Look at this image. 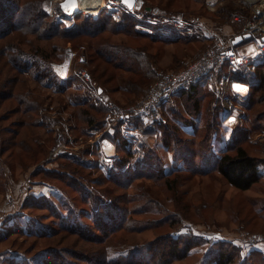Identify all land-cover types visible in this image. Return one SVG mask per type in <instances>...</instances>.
<instances>
[{
	"label": "rangeland",
	"instance_id": "1",
	"mask_svg": "<svg viewBox=\"0 0 264 264\" xmlns=\"http://www.w3.org/2000/svg\"><path fill=\"white\" fill-rule=\"evenodd\" d=\"M63 1L65 0H43L42 10L53 21L61 23L64 28H77L79 26L78 16L84 17L83 14L78 12L72 15L64 12ZM209 1L211 0H144V6L141 9L145 13L148 8H156L166 18L192 20L194 17L195 21L189 23L186 28L187 32L175 28L170 23L159 22L149 26L154 34L144 33L135 28L138 20L133 16L136 20L133 31L139 32L138 36L130 32L111 33L107 30L94 37L80 35L70 41L56 35L48 42L30 34L27 36L30 44H16L15 48L21 60L29 66L27 87L35 90L33 93L37 95L43 93L44 97L47 96L49 99H45L35 119L37 124L42 125L38 129V145L41 149L33 147L30 152H27L23 147L11 148L0 157V232L4 235L9 231V234L0 240V261L13 259V257L22 261L38 258V253L45 247L38 234L43 232L45 227L56 229L58 224L75 225L81 229L83 235L89 240L87 247L92 245L90 241L100 238L97 230L105 222L104 217H95V210V212H87V204L73 189V181L61 182L53 178L47 179L48 177L43 175L45 170L57 169L60 163L70 161L88 166L90 169H84L83 174L91 173L92 177L96 178L100 175L99 167L106 172L112 169L102 162V157L106 153L117 155L116 161L124 156L125 148L115 138L117 131L110 132L105 114L112 104L127 107L134 103L135 98L127 88H129L130 78L137 79V77L129 71L112 70L111 66L101 64L102 68L108 67L107 76L100 79L104 83L106 80L107 89L97 90L90 75L88 80L79 76V71L83 69L87 73L91 70L92 74L98 77L95 71L97 63L89 62V54L94 55V52L88 49L89 42L104 40L110 47L142 48L157 68V79L167 73H177L186 66L187 62L213 48L218 39L225 40L232 35H243L242 26L233 23V15L241 14L250 17L254 15L255 8L261 10V15L264 13L263 0L256 4H248L246 0ZM2 3L0 1V4ZM210 4L214 5L213 8ZM126 15H121L118 22ZM261 19H264V16ZM157 33L165 35L161 37L157 36ZM152 36L160 38L151 39ZM229 48L238 54L251 55L255 50V44L250 37L237 45H230ZM109 53L114 57L118 56L116 60L109 57L113 64L121 62L119 59L123 57L119 53ZM108 55L105 53L99 56L106 58ZM81 57H84V62L80 61ZM251 60L256 68L264 65V52L258 58ZM120 64L126 65V63ZM249 66L251 64L243 67L238 73L231 72L227 68L223 69L220 75L227 77L228 83L221 82L220 76L217 75L211 85L202 84L204 91L198 113L200 119L189 114L188 108L181 103V99L178 100L180 98L178 95L173 97L166 107L179 113V120L172 121L180 128L178 136L182 140L181 143L178 142L173 146L174 150L164 145L157 128L154 131H147L145 127L140 126L138 139L134 142L130 141L132 159L140 162L139 166L143 167L146 165L144 161L147 156L152 153L160 159L161 167L165 171L170 172L174 168H179L182 172L168 175L169 187L153 181L139 182L142 192L146 191L159 207L157 206L156 209H152L141 217V222L147 221V227L141 229L142 226H138L131 231H119L115 233V236L106 239L105 245L108 247L109 257L125 255L137 259L142 257L145 259L144 262L133 260L130 263L149 264L150 245L154 250L152 254L156 256V251L162 248L165 241L163 236L168 233L173 238L178 237L197 244L189 251L186 258L170 264H211L210 259L215 250L213 245L221 241L232 244L242 253L252 245L264 244V240L249 242L241 240L243 234L264 239V220L253 212L255 208L264 203L261 194L262 185L259 184L251 190L240 191L230 187L216 171L212 170L215 154H219L231 144L233 134L237 135L236 132L239 130L253 128L251 127L252 114L248 113L246 105L248 104L247 98L251 95V87L256 84V78L254 70L252 71ZM37 70H45L48 76L36 80ZM115 74L117 75L113 77ZM234 80L249 84V90L245 96H235L232 93L230 82ZM66 81L69 83L66 84ZM154 82L150 85L146 83L143 85V89L146 90L144 94ZM64 83L67 87L70 86L66 91H63L61 86L58 88V85ZM58 98H62L63 102L60 103ZM76 101H86L97 108H102L104 110L101 115L102 123L79 124L77 114L72 115V104ZM64 105L67 108H64ZM210 108L212 109L209 111ZM255 108L262 111L259 119H263L264 103H258ZM229 116L233 117L230 121ZM164 118H167L165 114L164 117L162 116L163 120ZM16 119L18 116L13 115L5 123H9L10 126ZM188 121L194 124H192L193 127L190 123L187 124ZM207 123L213 128L208 127L207 130ZM194 126L198 129L193 130V134ZM205 128L207 134L210 130V140L202 145V152L198 156L191 158L193 155L189 156L185 154V151H177L176 148L185 146V144H188L192 151L198 150L201 147L198 146L199 139H202L201 137L206 133ZM243 146L249 155L264 159V130L254 129L253 133L245 139ZM179 152L185 154L187 160H195V164L193 166L188 164ZM128 166L129 164H126L123 169ZM206 171L207 173H204ZM112 186L106 184L104 188L109 189ZM129 192L137 191L134 187ZM30 196L36 197V200L45 198V202L53 206L52 213L47 209H36L34 206L24 208V203ZM7 202L5 206L4 203ZM70 208L73 212L68 215ZM56 214L60 219L56 218ZM166 219L167 221H164ZM94 220L99 221V226H94ZM106 220L115 222L114 219L107 218ZM170 221L178 222V224L169 228ZM68 235L73 239V235ZM156 237H160L159 240L150 244L149 242ZM83 245L86 244L83 243ZM87 256L91 257L89 254ZM155 256L153 259H156ZM157 262L161 263L159 258Z\"/></svg>",
	"mask_w": 264,
	"mask_h": 264
},
{
	"label": "trees",
	"instance_id": "2",
	"mask_svg": "<svg viewBox=\"0 0 264 264\" xmlns=\"http://www.w3.org/2000/svg\"><path fill=\"white\" fill-rule=\"evenodd\" d=\"M0 1L3 2L0 4V146H4V148H0V157H2L5 151L11 148L23 147L27 152H30L33 147L41 149L38 145V129L42 125L37 124L35 119L45 99H49L47 96L44 97L43 93L37 95L33 93L35 90H30L27 87L29 66L21 60L22 58L15 48L16 44H30L27 39V36L30 34L50 42L56 35L70 41V39H75L80 35L94 37L107 30H110L109 32L111 33L120 31L124 33L130 32L135 36H138L139 34L137 33L139 32L133 31V25L136 20L132 15H126L120 22H116L109 12L101 10L96 18L78 16L79 26L70 29L64 28L61 23L53 21L52 18H49L45 14L41 7L43 0ZM156 35L161 36L159 34ZM151 39L157 38L156 36H152ZM89 43L88 49H91L94 55H96L95 57L93 54H89V62L93 61L97 63L95 71L98 73V77L94 73L92 74L91 70L88 73L97 90L103 89L105 91L107 89L105 87L106 80H104V83L100 79H104L107 76L108 67L102 68L101 64L111 66L112 70L121 69L136 75L137 79L130 78L128 81L129 88H127L135 98L133 102L144 95L146 90L143 89V85L145 83L146 85H150L157 79V68L150 56L142 48L131 46L110 47L104 40L97 42L91 40ZM109 52L119 53L123 57L119 59L120 63H126V65L118 62H116L117 64H113L110 58L116 60L118 56L114 57ZM105 53L109 54L108 57L102 58L99 56L100 54L105 55ZM254 72L256 84H253L252 87L250 86L251 95L248 96V104L246 105L247 110H249L248 113L252 114L251 127L253 128L243 131L239 130L236 132L237 135L233 134L230 141L231 144L229 142V145L224 150H221L219 154H215L212 165V170L216 171L230 187L240 191L250 189L259 183L264 175V159L249 155L243 146L245 139L253 133L254 129L264 130V117L261 119L263 122H259L261 121L259 116H262V111L255 108L258 103H264V65H259L257 68L254 66ZM43 76L47 77L48 73L45 70H37L36 80H39ZM67 83L69 82L66 81ZM66 84L58 85V88L61 86L63 91H66L67 88H70ZM203 91V85L199 83L177 94L180 97L178 100L181 99V103H184L188 108L189 114L198 119H200L198 113ZM58 101L62 103L63 99L58 98ZM170 102L171 100L163 106V117L165 114L168 119H162L154 130L157 128L163 138L164 145L174 150L173 146L177 145L178 142L181 143L182 140L178 136L180 128L173 122L174 120H179V113L166 107ZM72 106V115L77 114L79 124L93 125L102 123L101 115L104 112L102 108H97L86 101H76ZM64 108H67V106L64 105ZM254 108L255 110H253ZM13 115L18 116V119L14 120L9 126V123L5 122ZM188 123L193 127L194 124L192 122L188 121ZM209 125L207 126V130ZM195 128L196 126L192 128L193 134L198 129ZM209 128L212 129L213 126ZM146 130L154 131L149 128H146ZM115 132V138L119 141L120 145L124 146L125 153L124 156L115 161L111 166V170L106 172L103 168L99 167L98 171H100V175L93 178L91 173L83 174L84 169H90L88 166L68 161V163H60L57 169L45 170L43 172V175L46 178L48 177L47 179L53 178L61 182L67 180L73 181V189L78 192V197L81 196V200L87 204V212L96 211L95 217H104L105 222L97 230L100 233V238L90 241L92 245L87 247V241L89 242V240L83 235V231L75 227V225L58 224L56 229L45 227L43 228V232L38 234L42 243L45 244V247L38 253V258L34 257L30 258V260L24 259L22 261L13 257V259H3L0 261V264H74V262H77V264H131L130 262H133V260L136 262L145 261L142 257L139 259L129 258L127 255L109 257V250L107 245H105V240L115 236V233L119 231H131L138 228V226H142L141 229L147 227V221L141 222V217L152 209H156L157 206L159 207L146 191L142 192L139 182L147 180L163 183L164 186L167 185L169 187L168 175L172 173L180 174L182 171L179 168H174L170 172L165 171L161 167L160 159L152 153L144 161L146 165L143 167L139 166L140 162L132 159V150L129 148L131 145L130 141L122 138L118 130H115ZM205 132L201 137L202 139H199L200 144L198 146L200 145L201 147L198 150L192 151L188 147V144H185V146L176 148L177 151H185V154L187 153L189 156L193 155L191 158L198 156L202 152V145L207 140H210V130L209 134H207L205 128ZM180 152L179 154H181ZM185 154H181L184 157L183 159L193 166L195 160H187ZM126 164H129V166L123 169ZM204 173H207V171ZM106 184L113 186L109 189L104 188ZM134 187L137 192H129ZM64 194H66L65 191ZM39 199L41 200H36V197L30 196L24 203V208H33L34 206L36 209H47L52 213L53 206L48 205L45 202V198ZM72 212L70 208L67 214L71 215ZM85 217L87 218V215ZM56 218L60 219L58 214H56ZM107 218L109 220L114 219L115 222L107 221ZM164 221H167V219ZM170 222L169 228H173L172 226L176 223L178 224V222ZM93 224L94 226H99V221L97 222L96 220ZM85 227H87L86 224ZM7 234H9V231L4 233V235L0 232V240L5 238ZM68 234L73 235V239ZM159 238L156 237V239H153L149 243L153 244ZM163 238L165 241L161 246L162 248L156 251V256L152 254L154 250L151 249L150 245L149 264H158L157 258L161 261L159 264H170L173 261L182 260L197 245L190 240H181L178 237L173 238L169 233L163 236ZM83 243L86 245H83ZM213 246L215 250L210 259L211 264H264V257L257 251L244 255L239 248L226 243V241L217 242ZM87 254L91 255V257H88ZM153 256L156 259H153Z\"/></svg>",
	"mask_w": 264,
	"mask_h": 264
},
{
	"label": "built area",
	"instance_id": "3",
	"mask_svg": "<svg viewBox=\"0 0 264 264\" xmlns=\"http://www.w3.org/2000/svg\"><path fill=\"white\" fill-rule=\"evenodd\" d=\"M246 1L248 4H256L262 0ZM209 2H216V0H211ZM143 4L144 0H135L133 8L128 9L120 0H108L107 3L99 9V12L102 9L108 10L117 22L120 20L121 15H132L138 20L135 28L149 34H154L149 26L156 25L159 22L170 23L175 28L187 32L188 30H186V28L189 23L195 21L194 17H192V20L166 18L162 16L156 8H148L147 13H145V11L141 9L143 8L142 6H144ZM210 6L213 8L214 5L210 4ZM262 9H264V7ZM260 11V9L255 8L254 15L250 17L242 16L241 14L232 16L233 23L242 26L241 33H248L252 37L255 50L251 55L238 54L231 51V48H229L230 45L233 44L234 38L238 35H232L225 40L221 38L218 39L213 48L204 51L199 57L187 62L186 66L179 72L161 75V77L155 80L150 86L149 90L133 104L127 107L112 104L105 114V120L110 127V132L118 130L122 138L134 142L138 139V135L140 134V126L154 130L157 124L162 120L163 106L169 100H172L175 95L187 90L190 86L199 83H205L209 86L211 82L215 81L217 75L220 76L221 82L224 81L228 83V78L224 75H220V72H223L222 70L226 68L231 72L238 73L243 67L251 64L249 68L251 67L253 71L254 63L251 59L258 58L259 55L264 52V40L262 39L264 37V19H261L264 13L261 15L262 13ZM78 12L82 13L85 18H96L99 14L98 12L97 15H91L86 11H76L71 12V14L74 15ZM80 61L84 62V57H81ZM79 76L87 80L89 78V74L83 69L79 71ZM230 88L235 96L243 97L249 90V84L234 80L230 82ZM232 119L233 117L229 116L228 120L230 121ZM103 150L107 151V149ZM116 159L117 155L106 153L102 157V162L104 165L111 167ZM242 236L241 240L246 242L264 240L261 237L246 236L244 234Z\"/></svg>",
	"mask_w": 264,
	"mask_h": 264
},
{
	"label": "bare ground",
	"instance_id": "4",
	"mask_svg": "<svg viewBox=\"0 0 264 264\" xmlns=\"http://www.w3.org/2000/svg\"><path fill=\"white\" fill-rule=\"evenodd\" d=\"M107 1L108 0H65L63 1V9L67 13L86 11L91 15H97L99 9L103 7Z\"/></svg>",
	"mask_w": 264,
	"mask_h": 264
},
{
	"label": "crops",
	"instance_id": "5",
	"mask_svg": "<svg viewBox=\"0 0 264 264\" xmlns=\"http://www.w3.org/2000/svg\"><path fill=\"white\" fill-rule=\"evenodd\" d=\"M158 34V33H157ZM161 35V37H164L163 35L165 34H159ZM156 38H160V37H156ZM259 184L262 185V190H261V194H262V197H263V201H264V175L263 177L261 178V180L259 181V183L255 184L254 186H252L250 189L248 190H251V189H254L256 186H258ZM247 191V190H246ZM8 202L7 203H4L5 206H7ZM3 205V204H2ZM253 206H256V205H253ZM254 214H256L258 217L262 218L264 220V203L261 205V206H258L257 208H255L253 210ZM231 223V222H230ZM233 223H237V222H233ZM245 251V250H244ZM253 251H257L258 253L261 254V256L264 257V244H255V245H252L250 248H248V250H246L245 252H243L244 255H247L249 254L250 252H253Z\"/></svg>",
	"mask_w": 264,
	"mask_h": 264
},
{
	"label": "water",
	"instance_id": "6",
	"mask_svg": "<svg viewBox=\"0 0 264 264\" xmlns=\"http://www.w3.org/2000/svg\"><path fill=\"white\" fill-rule=\"evenodd\" d=\"M128 9H132L133 8V6H134V2H135V0H132V4H131V6H129L128 4H125L124 2H123V0H120ZM251 36H250V34H243V35H238V36H236L235 38H234V40H233V44L234 45H237V44H239V43H241L242 41H244V40H247V39H249ZM263 40H264V37L262 38ZM100 91V90H99Z\"/></svg>",
	"mask_w": 264,
	"mask_h": 264
},
{
	"label": "snow or ice",
	"instance_id": "7",
	"mask_svg": "<svg viewBox=\"0 0 264 264\" xmlns=\"http://www.w3.org/2000/svg\"><path fill=\"white\" fill-rule=\"evenodd\" d=\"M123 2L125 4H128L129 6H131V4H132V0H123Z\"/></svg>",
	"mask_w": 264,
	"mask_h": 264
}]
</instances>
